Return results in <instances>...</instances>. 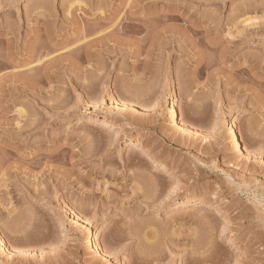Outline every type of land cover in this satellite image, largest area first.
Segmentation results:
<instances>
[{
    "label": "rangeland",
    "instance_id": "1",
    "mask_svg": "<svg viewBox=\"0 0 264 264\" xmlns=\"http://www.w3.org/2000/svg\"><path fill=\"white\" fill-rule=\"evenodd\" d=\"M114 261L264 264V0H0V264Z\"/></svg>",
    "mask_w": 264,
    "mask_h": 264
},
{
    "label": "bare ground",
    "instance_id": "2",
    "mask_svg": "<svg viewBox=\"0 0 264 264\" xmlns=\"http://www.w3.org/2000/svg\"><path fill=\"white\" fill-rule=\"evenodd\" d=\"M209 19V18H208ZM210 20H208L207 22H209ZM212 21H210L209 23H211ZM48 29H50L49 27L46 28V31H49ZM50 32H51V29H50ZM49 33V32H48ZM162 35V34H161ZM154 36V35H153ZM159 36V34H158ZM156 37V35H155ZM154 37V40H156ZM160 37V36H159ZM158 37V38H159ZM152 39V38H151ZM153 41V40H152ZM158 41V40H157ZM157 41L155 43H157ZM160 42V41H159ZM154 43V45H155ZM161 43V42H160ZM159 43V44H160ZM116 100L118 101V103H120V105L124 106V107H130L133 105V103L129 100H127L125 97H122V96H116ZM135 102V101H133ZM135 104H139V102L135 103ZM141 104V103H140ZM141 106V105H140ZM119 120V116L118 115H115V114H111L108 116V118L106 119V121H112V122H117ZM185 123V122H184ZM187 124V123H185ZM117 127H118V132L120 133H127L128 132V127L124 124H120V123H117ZM240 138L237 136V133L234 134V137L232 139V143L235 144L236 146H240V142H239ZM130 150H133V149H136V148H140L144 151V153L146 155H150V156H156V151L155 149L150 146L149 144L145 143L140 137H137L135 138L134 140L131 141L130 143ZM157 158H158V161L159 162H164L165 159L161 156H158L157 155ZM163 174H170L171 175V172L170 170L167 168V167H163L162 168V175ZM173 176V180L174 181H178L180 180L181 178L179 177V175L177 174H174L172 175ZM159 178V177H158ZM204 199L203 198H200L199 199V202L197 204H200L202 203ZM208 208H212L214 209L216 212H219V211H226V208L219 202V201H216V200H213V201H209L208 202ZM94 246H95V251L99 252L100 254L102 255H105V250H104V247L102 245V243L98 240V236H99V233L98 231H96L94 233ZM4 241H7L6 239H3ZM9 244V242H7ZM12 249H14L15 251L19 252V251H23L21 248L19 247H16L14 246L13 244H9ZM114 264H119L118 261H114Z\"/></svg>",
    "mask_w": 264,
    "mask_h": 264
}]
</instances>
